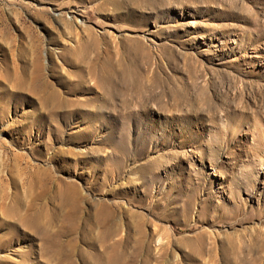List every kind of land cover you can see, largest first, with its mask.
Wrapping results in <instances>:
<instances>
[{
    "label": "rangeland",
    "instance_id": "374dc122",
    "mask_svg": "<svg viewBox=\"0 0 264 264\" xmlns=\"http://www.w3.org/2000/svg\"><path fill=\"white\" fill-rule=\"evenodd\" d=\"M0 223V264H264V0H0Z\"/></svg>",
    "mask_w": 264,
    "mask_h": 264
},
{
    "label": "bare ground",
    "instance_id": "6f19581e",
    "mask_svg": "<svg viewBox=\"0 0 264 264\" xmlns=\"http://www.w3.org/2000/svg\"><path fill=\"white\" fill-rule=\"evenodd\" d=\"M28 196H24L14 201L9 208H6L7 214H12L16 221L23 222L28 229L36 235L44 233L49 237V240L54 238L52 226L56 218V208L50 194L49 181L39 179L36 185L28 186ZM24 195V194H23ZM26 195V194H25ZM63 205L69 203V198L66 191L63 193ZM6 207V206H5ZM68 213H64V218H67ZM3 223H0V226Z\"/></svg>",
    "mask_w": 264,
    "mask_h": 264
}]
</instances>
